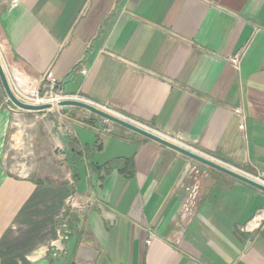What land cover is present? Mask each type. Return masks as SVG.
<instances>
[{
    "label": "crops",
    "instance_id": "obj_1",
    "mask_svg": "<svg viewBox=\"0 0 264 264\" xmlns=\"http://www.w3.org/2000/svg\"><path fill=\"white\" fill-rule=\"evenodd\" d=\"M0 64L264 182V0H0ZM89 114L0 81V264H264L263 191Z\"/></svg>",
    "mask_w": 264,
    "mask_h": 264
},
{
    "label": "water",
    "instance_id": "obj_2",
    "mask_svg": "<svg viewBox=\"0 0 264 264\" xmlns=\"http://www.w3.org/2000/svg\"><path fill=\"white\" fill-rule=\"evenodd\" d=\"M0 81L3 86V89L9 99V101L17 108L26 110V111H31V112H38V111H43L47 110L53 107L52 103H41V104H32V103H26L21 100H19L12 92L9 83L7 81V78L4 74V71L2 69V66L0 64ZM58 107H64V106H72V107H78L84 110H87L97 116H100L101 118L110 121L114 124L120 125L122 127H125L133 132L139 133L148 139H151L161 145H164L176 152H179L185 156H187L190 159H193L207 167H210L212 169H215L217 171H220L228 176H231L232 178L241 181L245 184H248L252 187H255L261 191L264 192V182H261L259 180H256L248 175H245L244 173L229 167L223 163H220L210 157L204 156L194 150H190L188 148H185L165 137L162 135L151 131L147 128H145L142 125H139L135 122H132L120 115L114 114L108 110H105L98 105L84 100L80 99L78 97L74 96H65L62 99H59L56 104Z\"/></svg>",
    "mask_w": 264,
    "mask_h": 264
},
{
    "label": "built area",
    "instance_id": "obj_3",
    "mask_svg": "<svg viewBox=\"0 0 264 264\" xmlns=\"http://www.w3.org/2000/svg\"><path fill=\"white\" fill-rule=\"evenodd\" d=\"M231 61L233 63H237L238 60L236 57H234L231 59ZM41 88H42L41 92H39L38 89L29 88L25 85L23 81L15 77L13 81V88H11V90L19 100L32 104H41V103L49 102L54 105L59 99H62L63 97L66 96L59 92L60 89L59 82L54 77L51 70H48L46 71V73H44L41 81ZM235 112L239 114L241 111L240 109L236 108ZM239 129L244 130L243 118H241ZM171 141L175 143H180L178 138H173ZM197 188H198V181L196 180L189 194L190 199H192V196L196 193ZM67 205L69 209H73V210L81 209V207L75 204V202L71 199L68 201ZM61 227H62L61 228L62 236L66 238L68 235V225L66 220L62 223Z\"/></svg>",
    "mask_w": 264,
    "mask_h": 264
},
{
    "label": "rangeland",
    "instance_id": "obj_4",
    "mask_svg": "<svg viewBox=\"0 0 264 264\" xmlns=\"http://www.w3.org/2000/svg\"><path fill=\"white\" fill-rule=\"evenodd\" d=\"M99 106V105H98ZM53 107H56V105L54 104L53 105ZM64 107H68V106H64ZM99 107H101V108H103V109H105V110H108V111H110V112H112V113H114V114H117V115H119L118 113H115V111H113V110H111V109H108V108H105V107H103V106H99ZM64 109H66V108H64ZM32 113H34V112H32ZM88 115V114H87ZM89 115H91V119H96L95 121H104V126H103V131L104 130H108V128H107V126L106 125H113L114 123H112V122H110V121H107V120H105V119H103V118H101L100 116H97V115H95V114H89ZM121 116V115H120ZM123 117V116H122ZM20 119H22L23 118V116H20L19 117ZM27 121L26 122H28V123H31L35 118H34V115L33 114H30V115H26L25 117H24ZM124 118H126V119H128V120H130V121H132V122H135V123H137V124H139V125H142V126H144L145 128H147V129H149L148 127H146L145 125H143L142 123H139L138 121H134L133 119H130V118H127V117H124ZM115 125V124H114ZM117 125V124H116ZM149 130H151V129H149ZM29 131V130H28ZM28 131L26 130V132L28 133ZM155 132V131H154ZM18 145V144H17ZM16 148V147H15ZM14 150H11L10 151V153H9V155H8V168H10V169H12V170H15V168H17V161H19V158L17 159L16 158V153H14L13 152ZM28 150L26 149L25 150V153L27 152ZM28 160H29V158H28ZM203 165V164H202ZM233 168H235V167H233ZM236 170H239L240 172H244V174H247V175H249V176H252V178H255L256 180H261L259 177H257L256 175H254V174H252V173H249V172H246V171H243V170H241V169H237L236 168Z\"/></svg>",
    "mask_w": 264,
    "mask_h": 264
}]
</instances>
